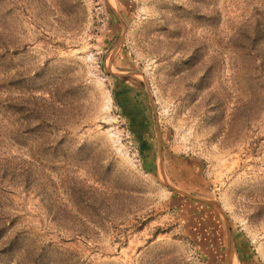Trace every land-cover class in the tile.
Here are the masks:
<instances>
[{"label":"rangeland","instance_id":"374dc122","mask_svg":"<svg viewBox=\"0 0 264 264\" xmlns=\"http://www.w3.org/2000/svg\"><path fill=\"white\" fill-rule=\"evenodd\" d=\"M229 263L264 264V0H0V264Z\"/></svg>","mask_w":264,"mask_h":264},{"label":"water","instance_id":"95a60500","mask_svg":"<svg viewBox=\"0 0 264 264\" xmlns=\"http://www.w3.org/2000/svg\"><path fill=\"white\" fill-rule=\"evenodd\" d=\"M115 12L117 13V11H116V9H115ZM167 185H169V184H167ZM173 188V187H172ZM177 193H179L180 195H182V196H185V197H189V198H194V199H197V200H202V201H204V202H207V203H212V204H215V203H213L211 200H208V199H205V198H203V197H192L191 195H189L188 193H185V192H183V191H180V190H178V189H176V188H173ZM215 206H216V204H215ZM229 257H230V259H232V252H231V250L229 251ZM229 264H231V263H229Z\"/></svg>","mask_w":264,"mask_h":264},{"label":"trees","instance_id":"16d2710c","mask_svg":"<svg viewBox=\"0 0 264 264\" xmlns=\"http://www.w3.org/2000/svg\"><path fill=\"white\" fill-rule=\"evenodd\" d=\"M120 77V76H119ZM123 77H125V76H123Z\"/></svg>","mask_w":264,"mask_h":264}]
</instances>
